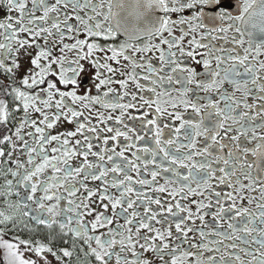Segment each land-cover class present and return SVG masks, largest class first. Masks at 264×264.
<instances>
[{"label": "snow or ice", "instance_id": "1", "mask_svg": "<svg viewBox=\"0 0 264 264\" xmlns=\"http://www.w3.org/2000/svg\"><path fill=\"white\" fill-rule=\"evenodd\" d=\"M0 12L2 264H264V0Z\"/></svg>", "mask_w": 264, "mask_h": 264}, {"label": "flooded vegetation", "instance_id": "2", "mask_svg": "<svg viewBox=\"0 0 264 264\" xmlns=\"http://www.w3.org/2000/svg\"><path fill=\"white\" fill-rule=\"evenodd\" d=\"M3 16V12H0V17ZM147 40V37H145L143 40L139 41L140 43H143ZM0 183H2V181H0ZM0 264H2V257H0Z\"/></svg>", "mask_w": 264, "mask_h": 264}]
</instances>
